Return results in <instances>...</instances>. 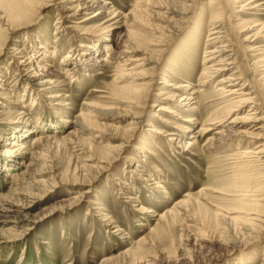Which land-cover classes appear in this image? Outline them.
<instances>
[{
    "label": "rangeland",
    "instance_id": "obj_1",
    "mask_svg": "<svg viewBox=\"0 0 264 264\" xmlns=\"http://www.w3.org/2000/svg\"><path fill=\"white\" fill-rule=\"evenodd\" d=\"M84 1L0 0V264H263L264 130L211 140L250 110L216 92L234 72L264 124V1L102 0L66 18ZM225 44L231 71L205 82Z\"/></svg>",
    "mask_w": 264,
    "mask_h": 264
},
{
    "label": "bare ground",
    "instance_id": "obj_2",
    "mask_svg": "<svg viewBox=\"0 0 264 264\" xmlns=\"http://www.w3.org/2000/svg\"><path fill=\"white\" fill-rule=\"evenodd\" d=\"M69 1L70 0H65V3L66 2L68 3ZM77 1L78 0H75V1L73 0V2H77ZM142 1L143 0H138V3L139 2L141 3ZM173 1L174 2L175 1H182L183 5L188 6L187 4L191 0H173ZM260 1L261 0H251L250 2H248V5H249V3L252 4V3L260 2ZM101 2H103V1L102 0H87V1H84L82 3H78V4L75 3V4L78 5L77 11L75 12L76 14H74V15H69L68 14V15H66V18H73L75 16H78V15H81V14H85V12L90 11L91 8L97 7L99 5V3H101ZM66 5H70V4H65L64 6H59V7H66ZM108 5L109 4L103 3V6L100 9H102L104 12H101V11L97 12L92 17H90V19L98 18L100 15L104 14L105 12L107 13L108 11H110ZM155 6H157L155 8H160L161 7V5H159V4L155 5ZM256 7H254V8H256ZM164 8L168 12V14H171V11H170L171 9L170 8H167V7H164ZM69 9H72V8L70 7ZM165 19L166 18H164V19L161 18V19H157V20H161L162 22L169 23V22L165 21ZM85 20H89V19H85ZM211 24H212L211 26H212L213 29L211 31L210 37L212 36L213 38L211 37L209 39V41H213V43H216V44H220V43L222 44L223 40H225L224 38H226V36H225L226 33L223 32V28H221L220 26L218 27V21H212ZM160 27L163 28V30L166 28L165 26L163 27V25H161ZM255 36L257 37V35H255ZM247 41L248 40L245 39L244 42H247ZM160 43H161V41H154V44H155L154 46H161ZM225 43H227V42H225ZM119 46H116V50H115L116 55H114L115 56L114 58H116V60H120V59L124 58L125 55L131 54V53H129L130 49H129V47H127V45H125V46L123 45L122 46L120 44ZM228 46L229 45L226 46V44H225V45L220 46V47L219 46L218 47H211V48L206 50L203 61H204L205 64H211V66L213 68L205 69V71H207V72L210 70V72H208V76L210 75V77H208L205 82H208L209 80H211L212 79L211 77H215L216 78V76H219V75H221L223 73L231 71V69L229 67L234 64V60H233L232 57L229 56V58H228V56L225 55L226 52H229V51H227V47ZM258 48H260V47H258ZM257 51H259V50H257ZM262 52H263V50H262ZM127 57H128L127 59L122 61V63L124 64V65H122L123 67H127V68L128 67H132L135 63H137L139 61L138 59H135L134 56H127ZM216 60H219V61H216ZM95 63H97V62H95ZM36 64H37V62L35 61V59L33 57L26 56L25 61L23 60L20 63V66H21V69H22V70L21 69L20 70L22 72L26 73V75L30 72V73H32L34 75H38L39 76L40 73H39V70H38V67L36 66ZM242 80L243 79L240 77V75H238V72L231 73V75L226 77L223 81H220L222 85L217 87L216 92L221 94V95H223L225 98H228L229 101L238 103L239 104L238 108L250 107V110L248 111V114L246 115L245 118H242V119H240V118L239 119H231L230 121H228L226 126L223 125L222 127L226 128V129L217 132L218 138H216V139L212 138L211 142L212 141L213 142L214 141H222V140L224 141V140H229V139L233 138L232 137L233 134H234L233 133V127L236 126L237 124H241V123L249 124V125H252L253 127L257 126L256 130H260V131L264 130V124H260L261 126L260 125L258 126L257 124H254L255 122L263 121L262 117L259 116L260 115V113L258 112L259 108H258V106L256 105V102H255L257 94L254 93V91L252 92L251 89H236V88L234 89V87H232V85L235 84L236 86H241V88H245V87L248 88L249 85H247V84L246 85H243V84L241 85L240 84ZM0 82H2V79H0ZM42 84L45 85V83H42ZM188 87L189 86L179 87V89L182 90V91H185L186 89H188ZM0 89L2 90L3 88L0 87ZM199 93H200V91L194 89V90H192V92H190L188 94L191 95V96H195L196 94H199ZM0 96H1V94H0ZM193 99L195 100V98H185V97L182 98V100H187L189 102L192 101ZM0 105H1V103H0ZM167 111H168V109L165 107V105H162V106H160L158 108V112H167ZM164 122H166V121H164ZM213 125H215L214 121L211 122V123H207L206 127L203 126V128L201 130H203V132H205V133L212 132L214 130V128L212 127ZM73 128H74V131L78 132V133H80L83 130H85L83 128V126L80 125V123H74V127ZM240 134L245 136L243 132L240 133ZM165 135L168 138V140L174 141L178 145H180L179 147H183L185 145V143L183 141H179V140H177L175 138V133L173 131H170V132L166 133ZM250 138L255 139V140L262 139V138H260V136H258L256 134L255 135H251ZM47 139H49L47 136H45L44 134H40L37 137H35L33 145H36V146L39 145L40 146V144L45 143L47 141ZM187 145L189 146V144H187ZM12 147H16V149H18V150H15V151H19L22 148V146L20 144H17V143L12 144ZM258 148H260V147H258ZM263 149L260 148L259 151H258V154H261V155L264 154ZM6 210H7V208H6ZM145 210L146 209H144L143 207H140V211H145ZM148 213H151V212H148ZM251 214H250V216L252 217L253 214L252 215ZM161 217H162V219L164 218L163 216H161ZM251 222H255L254 218H250V219L248 218V221H246L247 224H251ZM250 227L251 226L249 225L248 228L250 229ZM141 240H142V242L145 241L144 239H141ZM141 240L134 241V244H136V246L138 244L140 245Z\"/></svg>",
    "mask_w": 264,
    "mask_h": 264
}]
</instances>
